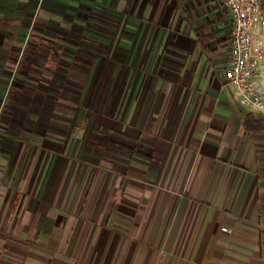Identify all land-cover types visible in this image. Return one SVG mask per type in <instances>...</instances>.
Instances as JSON below:
<instances>
[{
    "label": "crops",
    "instance_id": "obj_1",
    "mask_svg": "<svg viewBox=\"0 0 264 264\" xmlns=\"http://www.w3.org/2000/svg\"><path fill=\"white\" fill-rule=\"evenodd\" d=\"M232 26L222 0H0V264H264Z\"/></svg>",
    "mask_w": 264,
    "mask_h": 264
},
{
    "label": "built area",
    "instance_id": "obj_2",
    "mask_svg": "<svg viewBox=\"0 0 264 264\" xmlns=\"http://www.w3.org/2000/svg\"><path fill=\"white\" fill-rule=\"evenodd\" d=\"M229 9L233 26L229 38V58L220 67L239 103L264 113V98L257 75L264 64V12L262 0H222ZM224 231L231 232L224 226Z\"/></svg>",
    "mask_w": 264,
    "mask_h": 264
},
{
    "label": "rangeland",
    "instance_id": "obj_3",
    "mask_svg": "<svg viewBox=\"0 0 264 264\" xmlns=\"http://www.w3.org/2000/svg\"><path fill=\"white\" fill-rule=\"evenodd\" d=\"M262 4H263V12H264V0H262ZM257 85H258V89H259V92L260 94L263 96L264 98V64L263 66L261 67V69L259 70L258 72V75H257ZM120 124H117L115 127V129H113L112 132H119L120 131ZM109 130V129H108ZM115 132V133H117ZM114 137H116V135L113 134ZM119 136H117L116 138H118ZM98 171L95 172V177H96V173ZM94 179V178H93Z\"/></svg>",
    "mask_w": 264,
    "mask_h": 264
}]
</instances>
